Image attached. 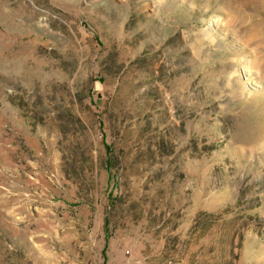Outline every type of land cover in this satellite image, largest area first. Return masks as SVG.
I'll list each match as a JSON object with an SVG mask.
<instances>
[{
    "label": "rangeland",
    "instance_id": "1",
    "mask_svg": "<svg viewBox=\"0 0 264 264\" xmlns=\"http://www.w3.org/2000/svg\"><path fill=\"white\" fill-rule=\"evenodd\" d=\"M0 264H264V0H0Z\"/></svg>",
    "mask_w": 264,
    "mask_h": 264
},
{
    "label": "trees",
    "instance_id": "2",
    "mask_svg": "<svg viewBox=\"0 0 264 264\" xmlns=\"http://www.w3.org/2000/svg\"><path fill=\"white\" fill-rule=\"evenodd\" d=\"M106 225H107V222L105 221V227H106ZM107 228V227H106Z\"/></svg>",
    "mask_w": 264,
    "mask_h": 264
}]
</instances>
